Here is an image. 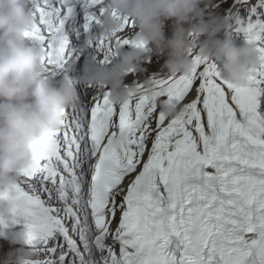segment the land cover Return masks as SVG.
Returning a JSON list of instances; mask_svg holds the SVG:
<instances>
[{
  "label": "snow or ice",
  "instance_id": "1",
  "mask_svg": "<svg viewBox=\"0 0 264 264\" xmlns=\"http://www.w3.org/2000/svg\"><path fill=\"white\" fill-rule=\"evenodd\" d=\"M34 3L30 38L54 74L77 76L80 45L107 0ZM211 10L264 63V0H215ZM132 28L125 20L121 44ZM94 50L115 56L103 39ZM193 57L191 76L147 75L119 106L82 86L61 129L32 145V167L6 198L15 211L0 217V239L27 230L37 264H264V68L239 86ZM149 84L157 95L166 90L169 107L183 106L181 119L150 101Z\"/></svg>",
  "mask_w": 264,
  "mask_h": 264
},
{
  "label": "clouds",
  "instance_id": "2",
  "mask_svg": "<svg viewBox=\"0 0 264 264\" xmlns=\"http://www.w3.org/2000/svg\"><path fill=\"white\" fill-rule=\"evenodd\" d=\"M214 2L107 0L100 25L80 45L79 75L67 77L52 72L45 63L46 50L30 38L38 19L34 0H0V217L15 211L6 198L32 167V145L61 129L66 111L79 105L82 86L108 93L112 104L119 106L128 102L130 89L134 90L128 77L133 71L145 74L144 65L153 56L164 58V77H189L196 67L194 50L217 65L226 81L239 86H246L264 68L255 44L237 43L230 21L211 10ZM125 20L134 23L127 46L117 39ZM101 39L112 43L111 61L94 50ZM147 94L170 120L182 118L183 106L169 107L166 90L157 95L149 84ZM11 243L20 246L15 264L25 260L37 264L38 255L28 248L27 230L16 232Z\"/></svg>",
  "mask_w": 264,
  "mask_h": 264
},
{
  "label": "bare ground",
  "instance_id": "3",
  "mask_svg": "<svg viewBox=\"0 0 264 264\" xmlns=\"http://www.w3.org/2000/svg\"><path fill=\"white\" fill-rule=\"evenodd\" d=\"M167 34L168 35L171 34V27L170 26L167 29ZM73 42L74 43L76 42L74 37H73ZM157 60H158L157 57H155V56L152 57L153 62H155ZM82 66H83V58H81V61L79 62V65H78L79 71H80V68H82ZM144 67H146L148 69H152L154 66H152V65L148 66L147 64H145ZM78 75H79V72H78ZM144 77H145V74H143L142 76H139V77H134V76L130 75L128 78L135 79L136 81L139 80V82H144V80H143ZM80 89L82 90V88H80ZM80 89H79V91H80ZM94 92H95V90H93V89L89 90V96H91ZM19 247H20L19 245H13L12 243H10L8 241H4V240L0 239V260L3 261L2 264H5L6 260L14 258V257L10 256L9 253L16 251L17 249H19Z\"/></svg>",
  "mask_w": 264,
  "mask_h": 264
},
{
  "label": "rangeland",
  "instance_id": "4",
  "mask_svg": "<svg viewBox=\"0 0 264 264\" xmlns=\"http://www.w3.org/2000/svg\"><path fill=\"white\" fill-rule=\"evenodd\" d=\"M169 23V26L171 27V21H169L168 22ZM237 41V43L239 44V45H243L244 43H243V41H241V40H236ZM102 57V56H101ZM155 57H157V56H155ZM158 58V60L157 61H155V62H153L151 65L152 66H154L152 69H148V72L147 73H145V77L147 76V75H151L152 73H157V72H159V73H161V69L160 68H162V65H163V63H164V58L163 57H157ZM156 68V69H155ZM145 77L143 78V80L145 79ZM135 79H132V78H128V83L130 84H133V83H135ZM80 91H82L81 89H80ZM193 97L192 96H189L188 98H187V101H190L191 99H192ZM186 101V102H187Z\"/></svg>",
  "mask_w": 264,
  "mask_h": 264
}]
</instances>
